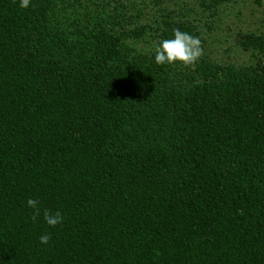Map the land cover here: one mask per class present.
Here are the masks:
<instances>
[{"label":"trees","instance_id":"16d2710c","mask_svg":"<svg viewBox=\"0 0 264 264\" xmlns=\"http://www.w3.org/2000/svg\"><path fill=\"white\" fill-rule=\"evenodd\" d=\"M227 2L0 0V264H264V33L213 58ZM177 28L204 54L157 65Z\"/></svg>","mask_w":264,"mask_h":264},{"label":"rangeland","instance_id":"374dc122","mask_svg":"<svg viewBox=\"0 0 264 264\" xmlns=\"http://www.w3.org/2000/svg\"><path fill=\"white\" fill-rule=\"evenodd\" d=\"M144 1L150 2L149 9L154 6L151 0ZM229 1L222 6L220 26L210 33V38L207 33V49L215 59L248 63L252 60L251 52L244 51L238 45L237 36L249 30L264 33V4L257 6L252 0ZM186 3L194 4L195 0H164V7L178 10Z\"/></svg>","mask_w":264,"mask_h":264},{"label":"clouds","instance_id":"9594fccd","mask_svg":"<svg viewBox=\"0 0 264 264\" xmlns=\"http://www.w3.org/2000/svg\"><path fill=\"white\" fill-rule=\"evenodd\" d=\"M30 0H20V6L27 8ZM154 61L157 65H165L172 63H182L184 66H192L204 54V49L199 37L194 36L179 28L173 29V36L170 39L161 41L154 49ZM27 206L33 209L35 219L41 212L40 201L38 199L29 198ZM43 219L50 227H56L63 222L61 212H50L45 209L43 211ZM51 235L45 233L39 237L40 244L47 245Z\"/></svg>","mask_w":264,"mask_h":264}]
</instances>
